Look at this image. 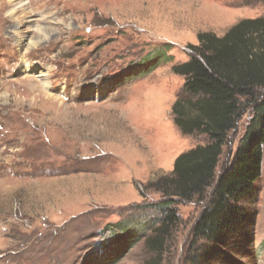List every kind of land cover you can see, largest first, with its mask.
I'll use <instances>...</instances> for the list:
<instances>
[{"label":"rangeland","instance_id":"1","mask_svg":"<svg viewBox=\"0 0 264 264\" xmlns=\"http://www.w3.org/2000/svg\"><path fill=\"white\" fill-rule=\"evenodd\" d=\"M24 4L17 27L12 0H0V264H83L125 231L150 235L162 200L151 185L208 142L174 124L185 80L172 69L190 59L199 33L222 37L242 20L264 18V0ZM31 16L49 40L26 52L15 34ZM22 58L38 70L20 71ZM256 114L249 110L228 137L217 177ZM254 193L242 201L243 220L204 259L199 242L189 248L212 190L205 202H178L181 222L164 264H264V160ZM152 258L143 239L117 264Z\"/></svg>","mask_w":264,"mask_h":264},{"label":"trees","instance_id":"2","mask_svg":"<svg viewBox=\"0 0 264 264\" xmlns=\"http://www.w3.org/2000/svg\"><path fill=\"white\" fill-rule=\"evenodd\" d=\"M197 38L198 45L188 46L190 59L172 69L185 80L172 116L184 136L204 135L207 144L178 156L172 173L151 185L162 200L157 204L158 221L146 229L149 236L125 231L121 241L114 240L83 264H117L143 239L153 255L145 264H164L181 222L177 203L205 202L211 190L209 203L193 227L189 252L199 242L196 255L208 257L243 220L242 201L254 197L263 170L264 18L242 20L222 37L203 32ZM249 110L257 112L254 122L234 163L217 177L228 137Z\"/></svg>","mask_w":264,"mask_h":264},{"label":"bare ground","instance_id":"3","mask_svg":"<svg viewBox=\"0 0 264 264\" xmlns=\"http://www.w3.org/2000/svg\"><path fill=\"white\" fill-rule=\"evenodd\" d=\"M24 2H25V0H12L13 9L10 12V16H11V19L14 20V22L18 23L17 27H19L22 24V22H21L22 16L26 13L25 8H24V5H25ZM33 24H35V20L31 16L29 19H27L24 22L23 26H26L27 28L21 30L23 32V34L21 31L15 34L17 37H21L22 44L21 43L20 44L22 45V47L25 51L30 50V49H36L40 45L41 41H43V40L48 41L49 40L48 30L43 29V28H39L38 26L36 27V25H33ZM34 28L38 31L37 33L39 35L38 36V38L40 39L39 41H37L38 38L36 40H35V38H30L28 33H26L27 30L32 31ZM30 31H28V32H30ZM21 60H22V62L20 64V71L22 70V72L31 73V72H35L38 70L28 60H25L24 58H22ZM47 77H48L47 74H43V72H42V75L40 76V78H42L41 82H43L44 87L49 88V83L47 81Z\"/></svg>","mask_w":264,"mask_h":264},{"label":"crops","instance_id":"4","mask_svg":"<svg viewBox=\"0 0 264 264\" xmlns=\"http://www.w3.org/2000/svg\"><path fill=\"white\" fill-rule=\"evenodd\" d=\"M176 160V159H175Z\"/></svg>","mask_w":264,"mask_h":264}]
</instances>
